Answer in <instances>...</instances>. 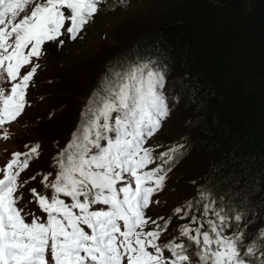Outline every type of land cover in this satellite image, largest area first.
I'll return each mask as SVG.
<instances>
[{
    "label": "snow or ice",
    "instance_id": "obj_1",
    "mask_svg": "<svg viewBox=\"0 0 264 264\" xmlns=\"http://www.w3.org/2000/svg\"><path fill=\"white\" fill-rule=\"evenodd\" d=\"M105 2L0 0V139L11 138V124L30 106L45 45L77 40ZM165 85L164 70L142 58L106 74L54 158V178L42 175L51 195L29 190L46 219L19 207L20 189L29 182L21 173L39 156V143L12 153L0 168V264H264V229L245 243V212L226 210L205 189L174 209L189 223L166 243L161 237L170 219L160 217V224L146 215L185 148L157 153L146 147L170 115Z\"/></svg>",
    "mask_w": 264,
    "mask_h": 264
},
{
    "label": "trees",
    "instance_id": "obj_2",
    "mask_svg": "<svg viewBox=\"0 0 264 264\" xmlns=\"http://www.w3.org/2000/svg\"><path fill=\"white\" fill-rule=\"evenodd\" d=\"M168 14L169 21L135 42L107 52L97 84L110 61L118 66L128 63L127 58L133 62L140 58L155 61L166 78L177 75L173 88L181 95L182 103L173 111L175 114L170 113L175 127L161 128L162 139L180 131V144L185 145L182 151L193 146L201 158L192 157L200 162L193 163L191 171L183 167L186 170L177 175L176 183L192 181L186 173H195L198 180L204 181L200 189L209 190L217 203L222 198L226 210L244 211L246 218L240 224L247 243L256 236L260 221H264V0H175L174 7L168 6ZM45 48L50 53L47 45ZM61 48L62 54L51 51V67L42 71L40 78V85L46 86L41 87L42 99L45 97L41 106L45 104V109L57 105L66 108L83 92L84 86L78 87L74 80L83 68L78 64L80 57L88 59L89 53L75 59L71 47L66 44ZM87 69L84 83L92 75ZM71 108L57 120L47 119L36 110L23 122L30 132L45 133L50 143L45 144V154L57 155L70 141L76 128L68 135L67 131L77 115L73 103ZM33 133L29 142L40 145L42 139L33 137ZM196 195L197 192L187 202ZM234 230L230 228L226 234Z\"/></svg>",
    "mask_w": 264,
    "mask_h": 264
},
{
    "label": "rangeland",
    "instance_id": "obj_3",
    "mask_svg": "<svg viewBox=\"0 0 264 264\" xmlns=\"http://www.w3.org/2000/svg\"><path fill=\"white\" fill-rule=\"evenodd\" d=\"M174 1L175 0H106L103 5L102 11H100L99 14L95 16L94 22L86 26V30L81 34V36L75 41H65L64 45L67 44V46L71 47L70 53H72V57L75 56V59L77 56H81L82 53H85V55L89 53L90 56L88 59L80 57L82 58V60H80L78 64L83 68L78 72V78L74 80V83H76L78 87L79 85L84 86L83 92L74 101H69V104H66V108L59 107L57 105L53 109H45L43 108V105L45 104L41 106L43 100H45V97L44 99H42V93H44V90H41V87H46L44 85H40L42 71H47L51 67V51L55 49L60 54L64 52V50H62L63 48H61L64 47V45L61 47H57L53 43H47L46 45L51 51L49 50L50 53L46 52L42 60L39 61L41 67L38 69L37 74L35 75V79L39 81L38 85L30 86L31 88L29 89V94L27 96V99L30 101V106L26 107L25 112L20 118H18L17 122H13L11 124L9 128L11 138L7 141L0 139V166L6 165L7 162L12 159V153L28 151V149L25 148V145H28L29 139L32 138L30 137V134L33 133V131L30 132V128L28 126H24L23 122L25 120H29V114H35L36 110L41 111L47 119L53 118L57 120L62 116H66L68 112L73 109L71 108V103H73V106H75L77 109V115L72 118V123L67 131V135L71 133L75 128H77V120L79 117H81L82 109H84L85 105L88 103L93 91L101 83L100 82L99 84H97L100 66L106 61V58L110 54V52L112 53L121 46H125L131 42H135L138 37L144 36L152 28H155L158 25H162V23L166 22L167 20L169 21L171 19V15L168 14V6L174 7ZM53 52L56 54L55 51ZM107 52H109V54ZM127 59L128 63L133 62L131 58ZM85 68H88L92 73L91 79L88 80L87 83H84L85 76L88 74ZM101 78L103 80V72ZM176 79V74H173L172 76H169V78H166V85L164 88V93L168 98L170 113L172 112L171 114H175V112L173 111H177L178 109L176 107L182 103L181 95L179 93L177 94V92H175L176 90H174L173 88ZM3 86L5 88L10 87L7 83H5ZM45 111L48 112L46 113ZM171 114L162 123L163 128L173 129L175 127V121L173 120V118H171ZM169 118H171V120H169ZM37 119H39V117ZM39 121H41V119L37 122ZM167 123L171 124V126L169 127ZM176 124L177 123H175V125ZM179 128H181V126L178 124V129ZM161 131L162 129H160V131H158L152 138L147 141V147L154 148L156 151L164 149L166 147H173V145H175L176 143L178 145L180 144V131L177 134H173V132H170V138L165 137L164 139H162ZM168 131L169 130H167V132ZM21 134L22 136L20 137ZM43 134L45 133L42 132L37 135L35 133L32 134L33 137L42 139L39 140L41 143L40 151L42 155L39 157L41 158V160L38 159V161L29 166L30 169L28 170V172L36 171L41 166L40 163H43L42 160L46 161L49 159V155L45 154V152L47 151V147L45 146V144L49 145L50 143L47 142V140L49 139H46ZM194 156L196 158H201L200 155H197L193 151V146H189V150H184L182 157L178 160L177 166L175 165L172 168V171L168 173L165 181L166 187L164 188V190L157 191L153 195L152 199L158 201L159 203L150 206V208L146 212L147 216L151 217L152 215L156 216L157 213H166L173 204L176 205L182 203V205H180L182 207L185 205L189 198H193L194 193H196L198 189H200V185L204 182L202 179L198 180V177L195 173H193L194 175L190 174L191 170L189 168L192 166V164H196V161L200 162L199 159L192 160L191 158ZM181 165L182 168H180ZM183 167L190 170L188 171V173H186V175L191 176L189 178H192V181H186V184L176 183L177 175L186 170ZM40 180L42 181V177L40 178ZM167 184L172 185V189H168ZM207 184L210 186L209 183ZM164 199L166 200V202H164ZM196 215H198V213H196ZM260 222L261 223L259 229H264V221L262 220ZM187 223L189 222L180 220L178 224L181 225Z\"/></svg>",
    "mask_w": 264,
    "mask_h": 264
},
{
    "label": "clouds",
    "instance_id": "obj_4",
    "mask_svg": "<svg viewBox=\"0 0 264 264\" xmlns=\"http://www.w3.org/2000/svg\"><path fill=\"white\" fill-rule=\"evenodd\" d=\"M113 67H116V66H115V64H114L113 61H110L109 64H108V66H107L105 69H103V70L101 71V73H100L101 76H102V72H103V80H104L106 74L109 73ZM34 80H35V84H36L37 80L35 79V77H34ZM103 80H102V78H101V81H100V82H102ZM35 84H34V85H35ZM31 86H33V85H31ZM30 88H31V87H30ZM173 94H174V93H173ZM37 161H38V160H37ZM168 189H172V185H169ZM157 214H158V215H161L160 213H157ZM157 214H156V216L152 215L151 218L154 219V220H156V218H157V216H158ZM165 241H166V239H164V237L162 236V237H161V242L166 243ZM166 254H167V253H166Z\"/></svg>",
    "mask_w": 264,
    "mask_h": 264
},
{
    "label": "bare ground",
    "instance_id": "obj_5",
    "mask_svg": "<svg viewBox=\"0 0 264 264\" xmlns=\"http://www.w3.org/2000/svg\"><path fill=\"white\" fill-rule=\"evenodd\" d=\"M176 99V98H175Z\"/></svg>",
    "mask_w": 264,
    "mask_h": 264
}]
</instances>
